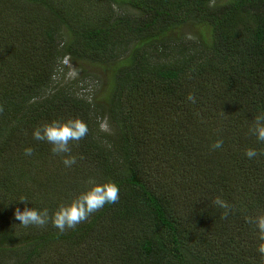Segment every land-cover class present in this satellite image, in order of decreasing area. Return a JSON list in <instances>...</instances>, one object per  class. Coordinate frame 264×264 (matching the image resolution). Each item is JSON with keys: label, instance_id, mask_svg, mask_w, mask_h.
<instances>
[{"label": "trees", "instance_id": "obj_1", "mask_svg": "<svg viewBox=\"0 0 264 264\" xmlns=\"http://www.w3.org/2000/svg\"><path fill=\"white\" fill-rule=\"evenodd\" d=\"M65 58L91 98L55 80ZM261 114L264 0H0V264H264ZM77 118L89 132L70 153L33 139ZM108 182L116 203L53 226ZM25 206L47 224L20 225Z\"/></svg>", "mask_w": 264, "mask_h": 264}, {"label": "clouds", "instance_id": "obj_2", "mask_svg": "<svg viewBox=\"0 0 264 264\" xmlns=\"http://www.w3.org/2000/svg\"><path fill=\"white\" fill-rule=\"evenodd\" d=\"M188 99L195 102V97L191 94ZM250 131L256 136L258 142H264V114L255 118V126ZM89 132L87 124L81 119H69L67 121L54 120L50 124L36 128L33 133V139L37 141H47L52 145L53 154L70 153V142H78ZM222 146V141L213 145L214 149ZM32 148L25 149V155L31 156ZM247 158H255L258 153L255 149H248L245 152ZM65 167H71L76 163L75 157H67L63 160ZM119 187L112 182L96 184L94 187L82 192L77 198L67 205H62L51 217L55 228L63 232L66 228L73 229L77 224L86 220L91 214L103 208L105 204H114L119 200ZM20 202L25 203L24 199ZM215 203L223 208H227L226 202L217 198ZM15 219L20 221L23 227L38 226L43 227L49 220L47 209L37 210L33 207L25 206L21 211L19 208L15 211ZM249 222L255 223L259 230V239L264 241V215H260L255 220ZM257 251L264 255V243H260Z\"/></svg>", "mask_w": 264, "mask_h": 264}, {"label": "rangeland", "instance_id": "obj_3", "mask_svg": "<svg viewBox=\"0 0 264 264\" xmlns=\"http://www.w3.org/2000/svg\"><path fill=\"white\" fill-rule=\"evenodd\" d=\"M88 73H83V71L72 65L68 58H65L60 63L55 80L62 82L72 93L82 98H91V95L94 94V82L87 77ZM101 130L107 131L105 123L101 125Z\"/></svg>", "mask_w": 264, "mask_h": 264}]
</instances>
